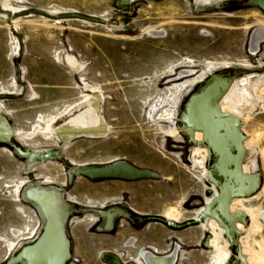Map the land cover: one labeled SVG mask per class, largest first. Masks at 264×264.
I'll return each mask as SVG.
<instances>
[{"label": "rangeland", "instance_id": "374dc122", "mask_svg": "<svg viewBox=\"0 0 264 264\" xmlns=\"http://www.w3.org/2000/svg\"><path fill=\"white\" fill-rule=\"evenodd\" d=\"M252 1L0 0V264H24L58 202L66 264L264 253V10ZM214 88L203 108L236 159L231 180L189 114ZM243 97L252 107L237 115ZM116 166L152 176L87 175Z\"/></svg>", "mask_w": 264, "mask_h": 264}, {"label": "bare ground", "instance_id": "6f19581e", "mask_svg": "<svg viewBox=\"0 0 264 264\" xmlns=\"http://www.w3.org/2000/svg\"><path fill=\"white\" fill-rule=\"evenodd\" d=\"M254 6H257L264 10V1H252ZM255 39L251 44V52L256 50L258 41L261 38L260 31H256L253 35ZM188 72H184L181 76H187ZM197 79L192 81V84L196 83ZM215 90L211 89L207 94L199 96L194 99L193 103L190 106L189 114L192 122L198 127H203L206 130V135L210 140V144H212L218 154L220 155V162L218 166V171L221 176H223L226 180L232 179L233 172L229 171V167L236 165V159H234L226 149V140L220 139L216 137V133L210 127L212 121L207 116L205 109L203 108L206 97L210 98V94ZM245 97L249 98V95L246 90H244ZM215 93V92H214ZM244 98V97H243ZM244 98L245 104L242 105L243 102L239 101L238 108L235 109L234 113L239 115L246 110L252 107L251 100ZM247 107V108H246ZM189 118V117H188ZM190 121V120H189ZM191 123V122H189ZM162 130V129H161ZM166 136H173L174 131L168 128H163L162 130ZM200 137V135H198ZM239 159V158H238ZM239 161V160H238ZM123 164V163H122ZM240 166V165H239ZM132 168V167H131ZM238 168V167H237ZM250 169V168H249ZM239 173V172H238ZM87 175L91 178H100V177H115V178H125L127 176H135V177H145L152 176V174L145 171H136L127 167L116 166L113 168H105L96 171H87ZM239 176V175H238ZM238 205V204H237ZM236 208H232L230 211L228 210L229 216L234 215ZM224 211V209H222ZM66 212L60 203H56L55 209L52 213V216L49 218V224L47 225V229L45 231V235L43 239L39 242L36 247H32L29 251L24 253V257L30 261V264H65V260L68 258V242L64 236L63 232V221L65 218ZM258 215L259 213L254 214L252 220V226H255L258 223ZM259 224V223H258ZM258 227V225H257ZM255 228V227H254ZM259 229V228H258ZM254 230V229H252ZM252 234V233H250ZM247 263L248 264H264V253L263 252H254L251 249H248L247 252ZM170 255V254H169ZM145 264H174L176 257V250L170 255H166L167 257L158 256L156 257L153 254H145L144 255ZM246 256V255H245ZM111 260V259H110ZM115 261V260H112Z\"/></svg>", "mask_w": 264, "mask_h": 264}, {"label": "crops", "instance_id": "0c3cea01", "mask_svg": "<svg viewBox=\"0 0 264 264\" xmlns=\"http://www.w3.org/2000/svg\"><path fill=\"white\" fill-rule=\"evenodd\" d=\"M57 202H58V199H57ZM59 203V202H58ZM111 226H112V224H111V221H109V223H108V226H107V229L109 230L110 228H111ZM63 227V226H62ZM31 236L32 235H34V232L33 233H31L30 234ZM44 236V233H43V235L40 237L41 239H42V237ZM66 238V237H65ZM41 239H39L38 241H40ZM67 240V239H66ZM68 242V241H67ZM37 245H38V242H37ZM37 245H35L34 247H36ZM128 245L130 246V245H132V242H129L128 243ZM32 248V246L31 247H29V248H26L22 253H21V258L23 259H21L22 261H23V263L24 264H26L27 262H26V258L25 257H23L24 256V253L25 252H27V251H29L30 249ZM70 259V254H69V243H68V258L65 260V264H66V262L68 261ZM111 259V260H110ZM28 260V259H27ZM105 260H107L108 262H110V263H115V264H120L119 263V261L116 259V258H114V257H112V256H108V257H106V259ZM112 260H115V261H112ZM142 262H144L143 260H142ZM145 263V262H144ZM27 264H30V261L28 260V263Z\"/></svg>", "mask_w": 264, "mask_h": 264}]
</instances>
